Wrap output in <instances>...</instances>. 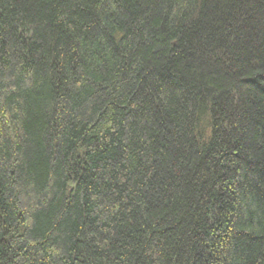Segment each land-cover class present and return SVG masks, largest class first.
Returning <instances> with one entry per match:
<instances>
[{
	"label": "trees",
	"instance_id": "1",
	"mask_svg": "<svg viewBox=\"0 0 264 264\" xmlns=\"http://www.w3.org/2000/svg\"><path fill=\"white\" fill-rule=\"evenodd\" d=\"M0 264H264V0H0Z\"/></svg>",
	"mask_w": 264,
	"mask_h": 264
}]
</instances>
